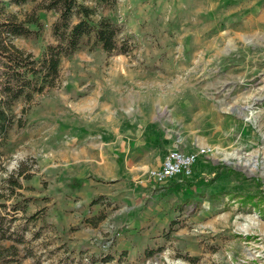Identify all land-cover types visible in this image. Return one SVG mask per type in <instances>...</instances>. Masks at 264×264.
<instances>
[{
    "label": "rangeland",
    "instance_id": "1",
    "mask_svg": "<svg viewBox=\"0 0 264 264\" xmlns=\"http://www.w3.org/2000/svg\"><path fill=\"white\" fill-rule=\"evenodd\" d=\"M42 2L9 7L39 17L14 40L37 58L58 42ZM102 15L117 49L83 38L56 85L14 107L0 250L15 245L14 264H264V0H119ZM170 149L205 152L157 183Z\"/></svg>",
    "mask_w": 264,
    "mask_h": 264
},
{
    "label": "trees",
    "instance_id": "2",
    "mask_svg": "<svg viewBox=\"0 0 264 264\" xmlns=\"http://www.w3.org/2000/svg\"><path fill=\"white\" fill-rule=\"evenodd\" d=\"M27 1L0 0V147L8 140L11 129L17 123L14 113L17 101H31L35 94L55 86L60 77L63 57L74 55L83 38L91 35L105 51L111 53L117 49V37L121 32V26L105 15L95 20L101 7H114L119 0H96L95 6L88 4L89 0H43L40 9L60 13L53 25L58 42L50 44L43 56L37 58L14 42L18 36L40 34L41 28L37 30L30 26L35 24L41 27L38 16L32 15L22 20L16 12L9 11V7ZM10 181L20 184L15 178H10ZM20 208L23 205L16 206V209ZM15 241L24 242V236H19ZM18 255L19 250L13 244L5 250L1 249L0 264H14L18 262Z\"/></svg>",
    "mask_w": 264,
    "mask_h": 264
},
{
    "label": "built area",
    "instance_id": "3",
    "mask_svg": "<svg viewBox=\"0 0 264 264\" xmlns=\"http://www.w3.org/2000/svg\"><path fill=\"white\" fill-rule=\"evenodd\" d=\"M204 149L194 153H184L181 150L170 149L167 151L160 168H152L150 177L157 183H165L166 180L180 175L191 176L194 171V165L198 162Z\"/></svg>",
    "mask_w": 264,
    "mask_h": 264
},
{
    "label": "crops",
    "instance_id": "4",
    "mask_svg": "<svg viewBox=\"0 0 264 264\" xmlns=\"http://www.w3.org/2000/svg\"><path fill=\"white\" fill-rule=\"evenodd\" d=\"M165 158V157H164ZM164 158H163V160H164ZM163 162V161H162Z\"/></svg>",
    "mask_w": 264,
    "mask_h": 264
}]
</instances>
